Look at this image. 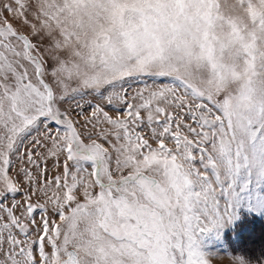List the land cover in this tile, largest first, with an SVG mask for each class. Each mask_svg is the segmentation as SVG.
Returning a JSON list of instances; mask_svg holds the SVG:
<instances>
[{
  "label": "snow or ice",
  "instance_id": "1",
  "mask_svg": "<svg viewBox=\"0 0 264 264\" xmlns=\"http://www.w3.org/2000/svg\"><path fill=\"white\" fill-rule=\"evenodd\" d=\"M242 208L264 0H0V264H217Z\"/></svg>",
  "mask_w": 264,
  "mask_h": 264
},
{
  "label": "rangeland",
  "instance_id": "2",
  "mask_svg": "<svg viewBox=\"0 0 264 264\" xmlns=\"http://www.w3.org/2000/svg\"><path fill=\"white\" fill-rule=\"evenodd\" d=\"M238 215L239 219L225 227L219 237H217L216 233H211L205 237L208 249L220 253L219 256L216 257L217 264H232V256L228 254L245 256L250 260H256L260 258L258 257L259 255H263L264 233H254L249 229L250 226H246L243 223L246 218L263 216L264 211H261L260 214H256L242 208L239 210ZM239 231H241V235L246 236L244 239V243H246L245 252L240 250V245L232 244L238 239Z\"/></svg>",
  "mask_w": 264,
  "mask_h": 264
},
{
  "label": "trees",
  "instance_id": "3",
  "mask_svg": "<svg viewBox=\"0 0 264 264\" xmlns=\"http://www.w3.org/2000/svg\"><path fill=\"white\" fill-rule=\"evenodd\" d=\"M243 224H245L246 226H250L249 229L254 233L256 232L264 233V215L261 217L253 216V217L246 218ZM245 237L246 236L241 235V231H239L238 239L235 241V243H232L234 245L235 244L240 245V250H243L244 252L246 251V248H245L246 243H244ZM262 254H263L262 256L259 255L258 257L264 258V252H262Z\"/></svg>",
  "mask_w": 264,
  "mask_h": 264
}]
</instances>
